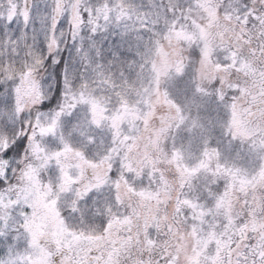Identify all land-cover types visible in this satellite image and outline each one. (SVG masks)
I'll list each match as a JSON object with an SVG mask.
<instances>
[{"label": "rangeland", "instance_id": "obj_1", "mask_svg": "<svg viewBox=\"0 0 264 264\" xmlns=\"http://www.w3.org/2000/svg\"><path fill=\"white\" fill-rule=\"evenodd\" d=\"M2 2L13 4L7 21L19 18L27 28L43 16L53 29L73 25L80 47L102 34L103 44L134 58L126 64L132 73L122 71L116 85L96 57L83 55L87 68L75 84L62 71L61 109L50 114L37 111L40 76L21 77L20 111H37L38 124L27 134L23 169L0 161V179L10 185L0 188V264H54L57 250L72 254L103 242L95 235L106 217L124 218L125 203L164 204L174 196L190 202V221L179 230L190 256L168 264H236L243 246H258L264 112L251 107L249 39L264 40L253 29L260 17L264 26V0H251V18L239 0ZM57 33L55 63L65 50L58 40L67 37ZM10 144L0 141V153ZM152 191L160 194L144 193Z\"/></svg>", "mask_w": 264, "mask_h": 264}, {"label": "trees", "instance_id": "obj_2", "mask_svg": "<svg viewBox=\"0 0 264 264\" xmlns=\"http://www.w3.org/2000/svg\"><path fill=\"white\" fill-rule=\"evenodd\" d=\"M12 5H7L5 2L0 3V141L7 140L11 143L9 147H6L5 152L0 153V161L5 157L8 158L11 169L14 168L16 172H19L23 169L22 156L30 153V149L26 145L27 134L30 129L38 124L36 112L50 114L61 109V94L64 84L62 71L65 70L68 79L72 74L75 84L76 79H78L77 74L80 73V78L83 75L82 70L87 68L85 66L87 65L85 59L87 58H82V56L96 57L97 64H100L103 69V74L109 75L111 82L120 85L122 78L126 75L122 74L118 77L119 74L121 75L122 71L126 74L128 72L132 73L128 70L126 64L128 61H132L134 54L121 51L114 44H103L104 36L102 34H99L96 40L90 36L85 38L84 44L80 47L79 43L74 40L73 25H70L71 29L66 30L67 23L59 27L57 24L56 29H53L51 22L43 16L37 18L38 15H36L35 19L31 21V26L27 28V25H22L19 18L7 21V13ZM82 20L85 22L89 20L88 13H85ZM257 25L258 22L255 23V26ZM59 31H61V36L67 37L61 41L58 40L59 47L64 46L65 50L60 55L61 62L55 63L54 60L59 61V58H55V51H52V47H58L54 33H59ZM94 43L98 45L96 53L92 52ZM59 52L61 54L62 50H59ZM79 58L83 59L81 64L72 62L73 59ZM29 73L40 76V91L44 99L36 112L23 113L19 108L21 98L15 94V91L20 84L21 77ZM90 86L93 87V79H91ZM249 89L253 93L252 86ZM9 186L3 179H0V188L7 189ZM263 195L262 202L264 203ZM259 214L264 216V212ZM251 223L249 221L247 224L251 226ZM261 232L260 238L264 239V231L261 230ZM7 239L11 245L13 241L12 233L9 234Z\"/></svg>", "mask_w": 264, "mask_h": 264}, {"label": "flooded vegetation", "instance_id": "obj_3", "mask_svg": "<svg viewBox=\"0 0 264 264\" xmlns=\"http://www.w3.org/2000/svg\"><path fill=\"white\" fill-rule=\"evenodd\" d=\"M239 1L246 8L241 11L242 14L251 18L254 10L251 0ZM260 18L262 24L258 23L253 29L257 34L262 29L263 33L260 32L256 37L264 34L263 18ZM236 21L235 18L237 24ZM236 34L241 38L244 31H237ZM260 37L258 39H261ZM234 38L238 40L236 35ZM249 40L253 44L251 60L259 67L258 69L251 61V75L254 76L251 107L256 114L264 111V40ZM259 62L263 64L260 66ZM144 193L156 196L160 194L158 191ZM144 200L132 204L125 203L122 213L124 218L106 217L104 228L95 235L104 236L103 242L99 245L95 243L89 249L72 254L57 250L54 252V264H168L173 257L181 258L188 255L190 245L186 241L187 237L179 236V230L183 227L182 223L187 224L190 221L188 218L190 202H186L184 206L176 201L175 196L173 200L164 204ZM256 241L257 247L254 244L253 248L249 249V245H245L238 251L236 264H264V239Z\"/></svg>", "mask_w": 264, "mask_h": 264}]
</instances>
